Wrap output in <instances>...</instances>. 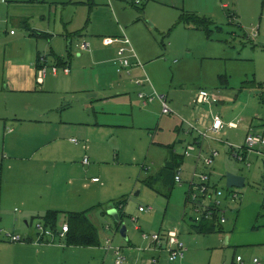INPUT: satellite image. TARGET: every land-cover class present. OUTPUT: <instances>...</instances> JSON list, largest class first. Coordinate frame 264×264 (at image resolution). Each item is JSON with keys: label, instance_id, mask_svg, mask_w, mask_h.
I'll use <instances>...</instances> for the list:
<instances>
[{"label": "rangeland", "instance_id": "rangeland-1", "mask_svg": "<svg viewBox=\"0 0 264 264\" xmlns=\"http://www.w3.org/2000/svg\"><path fill=\"white\" fill-rule=\"evenodd\" d=\"M101 1H107L108 5L114 8L116 6L120 10L118 12L123 13L124 16L133 14L134 11L139 13V9L142 8L141 14H144L151 33L157 36V46L162 50L159 54L165 55L169 64L174 63L173 59L178 60L177 69V66H173L171 70L167 68L166 75L162 73L167 82L171 81L174 73L172 89H175L178 100L181 101L190 90L196 92L198 88H204L209 91L213 88V84L217 83L219 86L220 82L225 83L224 80H228L226 89L233 90V98L230 101L225 100L221 108H214V110L219 111L225 123L236 122L239 123L240 128L223 130L225 136L221 137L224 140L238 144L243 136L244 124L249 119H264V86L261 85L264 84V0H115L118 2L117 5L112 0H94L98 4ZM164 5L168 7L164 8ZM223 5L225 7H222ZM117 9H115L116 12ZM171 11L176 14V20L170 27L164 29L165 26H161L164 25L161 21L166 16H171ZM186 12H196L200 16L211 17L216 25L228 22L230 24H224V28L231 26L237 32L232 33L234 35H228L226 32L225 35H228L226 40L222 38L224 46L210 51L208 46L198 42L197 38H187L181 33L182 25L178 24L179 16ZM40 14H45L44 23L41 22ZM110 14L112 17H108L106 10L102 7L93 6L91 0H0V37L2 40L17 39L15 47L17 50H23L22 58L24 59L35 56L37 52L48 55L50 58L52 57L50 49H53L55 54L71 61L72 66L79 62L81 68L79 66L75 68L84 70L82 74L84 86L79 89H84L85 85L89 88L97 87L99 82L90 81L91 74L96 75L97 66L94 65L95 62L83 60V53L78 56L80 52L77 46L85 41L83 39L85 33L88 35L93 33L96 46L103 48L99 34L106 35L110 33L111 28L105 27L102 23L104 20H111L109 22L111 27L116 23L114 15ZM19 16L29 19L32 30L22 25ZM6 18L8 22L5 23ZM47 19L49 29L55 35L62 32L60 25L63 26V30L65 27L67 32L64 30L66 37L63 41H58L57 44L50 43L46 37L30 35V31L33 32L34 29L39 32V26L45 25ZM118 19L122 20L120 17ZM234 26H239L241 32ZM10 30L15 32L14 36L9 34ZM211 35V38H215L218 34L212 29ZM171 38L172 44L168 50L167 42ZM164 47L169 52H164ZM189 54L195 60L187 62ZM117 76L118 73L114 71L106 77L99 76L100 82L104 84L102 89L107 86L106 79L112 80L114 77L118 79ZM178 77V80L185 85V88L181 90L180 86L183 84L175 85ZM121 78L127 80L129 77L123 75ZM246 80L253 81L251 86L255 88H245L237 95L239 88L237 86ZM86 94V91L81 90L61 93L60 105L52 111L51 120L56 124H64L66 128V132L60 134L58 141L62 160L76 163L77 165L73 168L85 177V168L81 159L86 154L90 162L89 166H95L92 167L89 177L98 176L107 187L105 201L109 199L124 201L121 221L126 228V239L120 235L113 217L106 213L108 209L100 208L103 212L98 209L89 210L87 213L101 233L111 239L112 247L121 246L129 259L136 252L127 250V247L143 250L148 245V241L142 238V233L151 235L174 229L178 232L185 250L183 258L176 261L179 264H236L234 261L236 255H240L245 264H252L253 257L257 258L258 264H264V241L262 242L264 233H250L251 230L258 228V223L253 226L247 225L249 216L254 218L253 221H256L257 212H260L259 220L264 216V212H261L264 210V158L262 156L248 153L246 161L239 162L228 155L227 148L222 142L207 141L203 146L204 151L214 149L218 151L214 162L206 168L200 164L194 169L195 153L183 159L181 157L175 159L176 162H180L178 168L182 178L181 183H175L173 173L168 166L173 163V161L170 163L173 152L177 156L182 155L183 148L177 140L185 139V145L192 139V136L186 133L187 127L185 126L178 136L175 131L178 125L175 115H161L157 110V115L153 113L146 122V114L137 111L140 109L139 106L132 108L118 104L124 101H111L107 105L99 101L85 107L83 104L87 98ZM135 94H138L135 90L130 92L132 97H135ZM128 101L129 99L126 100L127 103ZM132 105H134L133 102ZM29 107L35 108L30 103ZM6 109L18 111L21 116H25L30 108L25 109L21 104L20 106L11 104L6 107L3 102V110ZM78 130L82 132L81 135L78 134ZM72 137L85 142L86 152L81 145L69 141ZM99 164L100 171L96 167ZM3 167L0 165V236L6 237L5 234L12 233L13 223L17 224L15 231L32 233L36 221L33 220L31 227L25 224L24 220L30 219L22 218V206L19 203L22 200L21 194L27 192L26 189L31 185V181L24 179L1 181L4 177L2 172L7 170L5 165ZM199 169L209 174L213 184L215 183L226 192L232 189L238 194L236 200L227 203L225 209L227 221L222 225L221 233L223 236H220L218 232L196 234L190 229L192 224L188 217L190 214L183 216L184 211L187 210L184 204L187 190L185 180H189L193 171H199ZM158 170L163 174L161 179L148 184L144 183L148 176L155 174ZM230 172L244 177L242 188H225V175ZM113 183L115 187H112ZM62 188L67 187L62 184ZM136 191L137 195H135ZM112 204L113 202H109L107 205ZM140 205L150 206L152 209L149 212H139ZM132 217L136 218V221H133ZM64 219L61 213L56 217L58 223L63 222ZM235 223L236 226H234ZM101 233L99 234L100 246L87 247V251L84 249L86 259L65 258V260H56L54 264H100L105 254L102 249L104 238ZM225 238H227L226 243L223 242ZM55 241L58 243L61 240L55 239ZM147 253L149 252H138V255L143 257L141 264H149ZM59 254L61 255L62 252ZM107 254L108 263L113 264V253ZM160 255L162 260L159 264H164L165 252H161Z\"/></svg>", "mask_w": 264, "mask_h": 264}, {"label": "crops", "instance_id": "crops-1", "mask_svg": "<svg viewBox=\"0 0 264 264\" xmlns=\"http://www.w3.org/2000/svg\"><path fill=\"white\" fill-rule=\"evenodd\" d=\"M116 1L112 0L113 3ZM91 2H93V6L105 9L108 17H112L110 14L112 13L116 21L112 27L109 23L111 20H104L102 23L105 27L111 28L110 33L106 35L99 34L101 35V42L104 45L103 48L96 46L95 40L93 39V35L95 34L91 33L88 35L85 32V36L83 37L85 41L83 42L87 44V48L85 50H80L77 46L78 52H80L78 56H81L83 53V60L85 59L87 61H91L92 63L95 62L94 65L97 66L96 75L92 73L90 78V81L95 80L99 82L97 87L93 86L89 88L85 85L84 89H79L84 86V76L82 75L84 70L80 71L75 68L76 66L80 67L79 62L72 66L71 61H67L61 56L55 54L53 49H50L52 56L50 58H48V55H43L40 54V52H37L35 56L32 55L28 59H24L22 58V55L24 54L23 50H17L15 47L17 39L12 38L10 40H2L0 37V165L2 168H4L3 166L5 165V168L7 169L5 172H2L4 177H2L1 181H19L21 179L31 181V185H29L28 189H26L27 192L21 194L22 200L19 202L22 206V218L29 217L30 219L29 221L24 220L25 224L29 227H31L33 220H41V216H43L47 211H57L63 215L65 212H85L87 216L89 210L95 211L96 209L100 210V208H105L107 210L115 208L117 204L120 203L119 199H109L105 201V198L107 197L104 196L107 187H105V183H103L98 176L93 175L89 177V173H92V167H95L89 166V160L87 164L81 162L85 168V177L73 168L74 165H77L76 163L73 164L71 161L66 162V160H62V156L60 155L61 149L58 141L60 140V134L66 132V128L63 126L64 124H56L51 120L52 111L60 105L62 96L61 93L77 90L86 91L87 98L83 104L85 107L91 106L93 102L96 103L99 101L105 102V105L111 101H124L118 104H123L132 108L139 106L140 109L137 111L141 114H146V122L151 118L153 113L157 115V110L161 113L159 101L155 99L149 104L143 106L138 96L135 94V97H132L130 92H134L135 90L138 93L142 91L146 95H150V93L153 94L154 92L165 95L168 105L171 107L172 111H174L172 114L177 117L176 122L178 125H176L175 131L178 136L185 127L182 119L198 120L202 125H206L209 123L213 113L219 112H216L214 108H221L223 103L226 102L225 100L230 101L233 98V90L226 89L228 87V80H224L225 83L220 82V87L217 86V83H215L213 84V88L209 89L208 92L214 94L217 98V100L211 105H194L193 101L196 97L197 91H194V93L192 90H190L189 94L184 96L181 101L178 100V95H176L175 89H172L174 73L171 81L167 82L164 80L167 68L170 70L173 66H177L176 69L178 68V60L176 61L173 59L174 63L169 64L165 55L159 54L162 50L160 49L161 47L159 48L157 46V36L151 33L149 25L146 23V18L143 16L144 14H141L142 8L139 9V13H135V11L131 9V11H134L133 14L124 16L123 13L118 12L120 10H118L116 6L114 8L111 5H108L107 1H101L99 4L94 2V0H91ZM117 3L118 2H116L115 5H117ZM131 4L133 5V3ZM165 7H168V5H164V8ZM222 7H225V5ZM115 9H117V12ZM171 12V16H166L165 19L161 21V23L164 24L161 26H165L164 29L166 27H170L176 20V14L173 11ZM186 13L200 16L196 12ZM118 16L122 20L118 19ZM39 17L41 22L44 23L45 14H40ZM19 18L21 19L22 25L26 29L32 30L27 17L19 16ZM206 18H208L211 22L207 30H204L196 25L194 26L193 24L181 23V33L187 36V38H197L198 42H202L207 45V48L211 51L212 49H218V47L224 46L222 38L226 40V36L234 35L232 33L237 32L231 26L224 28V24H230L228 22L216 25L211 17ZM7 19L8 18L5 19V23L8 22ZM154 24H156L155 21ZM151 26H153V24ZM234 27H237V30L241 32V28L239 26ZM60 28L62 29V32L55 35L52 31H50L49 20L47 19V23L45 25L39 26V32L34 29L33 32L30 31V35L32 34L39 37H46L50 43L55 42L57 44L58 41H63L67 32L65 27L64 30L66 32H64L63 26L60 25ZM212 29H214L220 36L217 35L215 38H211ZM226 32L228 35H225ZM9 34L14 36L15 32L13 31L11 34L9 31ZM107 37L113 39V41L109 44L105 42ZM123 37L128 39L129 46L133 50V55L129 58L132 64L130 67V75H127L129 78L127 80L126 78H121L123 75L126 76L125 73H122L121 75L118 74V79H116V77L112 80L106 79L107 86L105 89H102L104 84L100 82L99 76L106 77L111 73L113 74V71L114 73H117L116 52L120 46L124 45ZM167 43L168 50H170L169 48L172 44V38ZM163 49L164 52H169L166 51L167 49L165 47ZM41 56L45 57L46 65H66L69 72L64 73L61 69H58L56 74L53 75L50 71H48L43 78L42 83L37 84L35 80V69L40 65L39 57ZM187 56V62L189 60H195L192 55L189 54ZM57 58H59L62 63H59ZM97 62L99 63L96 64ZM137 62L141 64V67L137 65ZM142 77L143 79L146 78L148 80L144 83V85H136L132 81L133 79ZM178 79L179 77L177 80ZM242 83L237 86V88L239 87L236 92L237 95H239L238 93L243 91L245 88H255L251 86L253 85V81L246 80ZM181 84H183L182 81L178 80L175 85L177 86ZM183 87L185 88L184 84L180 86V90ZM261 88L263 87L261 86ZM127 99H129L128 103L126 102ZM3 102L6 107L11 104L19 106L21 104V106L23 105L25 109H30L27 110V115L21 116L18 111H10L7 109L3 110ZM132 102L134 105H132ZM29 103L33 104L35 108L29 107ZM236 125V128L229 129H239V123H236ZM229 129L227 128V130ZM249 129L259 133L261 132L264 136V119H249V121L244 124L243 136L238 144H242L244 142V136L247 134ZM81 133L82 132L78 130V134L81 135ZM223 136L225 135L223 134ZM70 139L69 141L73 143ZM76 140L78 143L73 144L81 145V147L85 150L84 152H86L87 148L85 142L79 138ZM184 140L185 139L177 140V142L181 144L182 148L184 147ZM171 151L173 152L174 150ZM183 157L181 158L183 159ZM178 163L180 165V162ZM248 165L249 164L247 163V166ZM96 167L99 169L101 166L99 164V166ZM159 172L160 171L158 170L155 174L148 176L146 179H154V177L159 175ZM92 178H98V180L93 181ZM64 182H66V184ZM108 183L109 181L107 182V185ZM62 184L67 188L63 189ZM118 186L121 187L122 185ZM112 187H115L114 183L112 184ZM113 196L114 195H112V197ZM109 202H113V204L107 205ZM122 211L124 212V205ZM100 212H103V210H100ZM261 212H264V210ZM259 214L260 212H257V215H255L256 221H253L254 218L252 216L248 217L247 225L252 224L253 226V224L255 225L258 223V228L256 230H251V234L264 233V216L261 220H259ZM87 218L97 229L100 246L99 234L101 231L96 223H93L90 220V217L87 216ZM64 222H66L65 219ZM236 223L234 226H236ZM16 225L17 224L14 223L12 224V227L14 228L12 233L19 235L22 240L19 242H11L5 236H0V264H54L56 260H65V258L71 259L76 257L86 259V253H84V251L88 250L87 247L68 246L65 244L64 239L58 243H56L55 240L53 242H46V240L40 239L35 231L32 233H21L20 231H15V227H17ZM135 228L139 229V227ZM222 228L223 226H221V230L216 231L220 236H223V234H221ZM190 229L196 233L192 229V224ZM102 237L104 238L102 249L105 251V254L102 256L100 264H111L112 262L108 263V251L104 249L105 240L108 236L102 234ZM263 241L264 240H262V242ZM127 250H134L136 252L133 257L129 259L127 258L128 264L142 263L143 257L138 255L136 249H129V247H127ZM60 252H62L61 255L59 254ZM147 252H149L147 253L148 259L156 253V251L154 252L153 250H149ZM181 259L177 261H180ZM161 260L162 258H160L159 262ZM175 262L174 264H179V262Z\"/></svg>", "mask_w": 264, "mask_h": 264}, {"label": "built area", "instance_id": "built-area-1", "mask_svg": "<svg viewBox=\"0 0 264 264\" xmlns=\"http://www.w3.org/2000/svg\"><path fill=\"white\" fill-rule=\"evenodd\" d=\"M4 1V0H2ZM12 34L13 31L10 30ZM255 36V34H252ZM113 41L112 38H106L105 42L107 44ZM124 45L117 49V67L116 72L121 75L125 73L130 75V67L132 66L130 62V56L133 55V50L129 46L128 39L123 37ZM80 50H85L87 44L82 42L78 45ZM40 65L35 69V80L37 84H41L46 73L50 71L53 75L56 74L58 69L62 72L68 73L69 69L66 65L58 66L56 64L46 65L45 57H39ZM137 65L141 67V64L137 62ZM136 85H144L148 80L146 78H136L132 80ZM141 101V104L147 105L153 100H158L160 103L161 115L172 114L171 107L167 103V98L165 95L150 93V95L144 94V92H139L137 94ZM217 100L214 94L209 93L207 90L199 88L196 93V97L193 101L194 105L197 104H207L211 105ZM182 122L187 127L186 133L192 136L190 142L184 145L182 157L191 156L195 153L194 157V169L198 168L201 164L202 167H208L213 162L218 155L217 150L204 151L203 146L207 141L222 142L227 148L228 155L232 156L239 162H245L248 153H253L257 156H262L264 158V136L263 134L252 129H249L247 134L244 136V142L242 144H236L231 141L224 140L223 130L229 128H236V123L228 122L225 123L218 113H213L209 123L206 125H200L198 120H187L182 119ZM73 143H78L76 138L70 139ZM85 147V146H83ZM82 163H88V157L85 155L82 159ZM174 182L181 183V173L177 167L174 170ZM93 181H97L98 178H92ZM264 180V178H263ZM186 188L184 204L187 208L184 211L183 216L187 213L192 224L198 225L202 220H214L219 225H223L227 218H225V209L227 203L234 201L238 198L237 192L232 189H228L226 192L221 187L212 184L210 176L207 172L200 170L193 171L192 176L189 180H185ZM227 188V187H225ZM121 208V205H119ZM150 206H138L139 212H149L151 211ZM189 211V212H188ZM136 221V218H131ZM107 229V227H105ZM34 231L39 236L40 239L46 240V242H53L55 239H64L66 233L68 232V224L66 222L57 223L55 228L44 224L42 220H36L34 224ZM9 241L19 242L22 238L19 235L13 233L5 234ZM144 240L148 241V245L145 249H136L137 252L153 250L156 253L148 259L149 264H158L161 258L160 253L165 252V264H174L175 261L181 259L184 253V247L179 239L178 232L174 229H169L166 232H156L151 235L141 234ZM111 240L107 238L105 240L104 249L108 252H112L114 255L113 264H127L126 254L123 252L121 246L111 245ZM236 264H245L240 255H236L234 259ZM252 264H258L256 258L251 260Z\"/></svg>", "mask_w": 264, "mask_h": 264}, {"label": "trees", "instance_id": "trees-1", "mask_svg": "<svg viewBox=\"0 0 264 264\" xmlns=\"http://www.w3.org/2000/svg\"><path fill=\"white\" fill-rule=\"evenodd\" d=\"M180 19L178 21L182 24H193L194 26H198L204 30H207L208 26L211 24L210 20L206 17H201L196 14L191 13H181L179 16ZM59 63H62L59 58H57ZM57 63V64H59ZM261 84V83H260ZM264 86V84H261ZM262 86V87H263ZM171 160L169 165V169L173 173V180H174V170L178 167L179 163L176 162L175 159L179 158L175 153L171 154ZM182 157V155H181ZM163 174L161 171L159 172V175L153 178H148L144 180V183L148 184L152 181H157L160 178H162ZM119 205H121V208H119ZM123 205L124 201H120V203L117 204L115 208L118 209V214L121 217L123 214ZM59 214L57 211H47L43 216H41V220L43 219L44 224H47L51 226L52 228H55L57 225L56 217ZM65 220L68 224V232L66 233L64 237V242L68 246H78V247H95L99 246V239H98V232L96 227L89 221V219L86 216L85 212H65ZM221 226L219 223H217L214 220H202L198 225L192 224V229L200 234V233H210V232H216L221 230ZM116 227L119 228V225H116Z\"/></svg>", "mask_w": 264, "mask_h": 264}, {"label": "water", "instance_id": "water-1", "mask_svg": "<svg viewBox=\"0 0 264 264\" xmlns=\"http://www.w3.org/2000/svg\"><path fill=\"white\" fill-rule=\"evenodd\" d=\"M263 167H264V161H263ZM244 185V177L241 175H237L234 173H227L225 175V187L230 188V187H237V188H242V186ZM137 191L135 192V195H137ZM107 214H109L110 216L113 217V219L116 222V225H119V233L123 238H127V234H126V228L125 225L122 223V221H120V217L119 214L117 212L116 208H110L106 211ZM224 243L227 242V239L225 238V240L223 241Z\"/></svg>", "mask_w": 264, "mask_h": 264}]
</instances>
